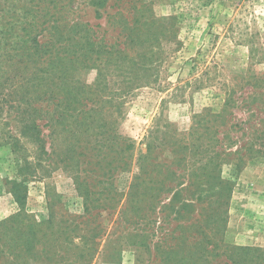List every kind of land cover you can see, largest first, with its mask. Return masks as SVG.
Listing matches in <instances>:
<instances>
[{
  "label": "rangeland",
  "instance_id": "obj_1",
  "mask_svg": "<svg viewBox=\"0 0 264 264\" xmlns=\"http://www.w3.org/2000/svg\"><path fill=\"white\" fill-rule=\"evenodd\" d=\"M132 17L135 24L127 25ZM33 21L46 27L38 39L48 49L70 38L78 51L90 49V34L124 48L117 32L132 27L125 59L90 66L89 58L88 67L68 63L56 75L64 76L61 86L67 82L77 90L84 84L89 92L78 101L71 94L72 105L88 108L89 96L110 101L103 107L109 125L120 143L132 144L126 151L130 172L117 179L122 190L146 159L153 168L146 180L155 187L169 171L165 183L172 189L158 196L150 225L136 223L130 208L123 209L124 196L113 206L86 207L69 171L71 160L62 153L64 142L45 136L55 117L23 111L28 102L43 110L46 105L39 98L45 81L32 74L43 58L23 49L25 27ZM33 123L47 151L55 150L49 156L38 152ZM206 126L223 131L216 135L223 144L215 148L224 154L210 165L231 182L228 198L193 193L207 177L209 150L198 146L212 143V132L203 133ZM263 126L264 0H0V221L24 212L42 222L26 264H188L180 250L187 247L194 251L187 257L201 264L205 257L195 251L194 230L212 237L205 252L221 238L252 248L245 255L252 264L264 262V252L255 250L264 249ZM178 145L186 146L182 153L174 151ZM21 180L23 204L12 192L13 182ZM183 203L190 206L182 210Z\"/></svg>",
  "mask_w": 264,
  "mask_h": 264
},
{
  "label": "trees",
  "instance_id": "obj_2",
  "mask_svg": "<svg viewBox=\"0 0 264 264\" xmlns=\"http://www.w3.org/2000/svg\"><path fill=\"white\" fill-rule=\"evenodd\" d=\"M45 14H49L45 12ZM115 16H119V12L112 13ZM50 15V14H49ZM36 16L35 14L33 15ZM133 21L129 24H135L136 18H131ZM123 28L117 32V36H121L123 39H119L120 43L124 44V48L113 49L116 41L107 43L104 41V37L94 38L90 34V49L85 51H78L75 48L77 41H72L70 38L64 39V44L59 47V49H48L47 43L38 39V35L41 34L46 27L42 23L28 22V26L25 27L26 35L28 37L24 39L23 48L24 50L30 49L32 52L30 54L38 55V58H43V61H46L45 64L40 62V67L35 71H32V74L37 76L41 73L40 79L45 81L44 86L39 95V98L46 101L45 109L43 110L41 106L36 107L31 102H28L26 109L23 111H29L28 115L38 111H44L45 113L52 114L55 124H48V131L45 133V136H50L53 138L50 140L54 142L56 140H61L62 144L64 142L62 152L64 158L71 160L72 165L70 164V170L74 183L76 184V189L78 193L83 197L84 205L87 206H99L107 207L113 206L114 203L119 202L121 197H125V205L123 209L126 211L128 207L133 212L136 223L146 226L150 225L153 222V214L156 213L157 206L160 202L158 196L161 192L170 191L172 188L165 183L166 180L170 179L169 171H166L163 176L162 184L159 187H155L151 184V179L147 176H151L152 172V161L146 159V165L142 166L138 174H134L131 177L130 182L127 184V189L122 190L120 188L117 179L123 174H128L130 172L131 162L129 160L130 154H126V151L132 147L131 143L124 144L121 138L118 139L117 133L114 129L111 128L107 117L110 116L108 110L104 111L103 107L105 104L110 102L109 100H102L103 98L94 99L90 97V105L88 108H82L77 105H72L71 100L69 99L72 95L76 93L77 101L80 97H85L90 95L83 86H79L77 90H74L76 86L71 87L69 83L63 82L61 86V80H58L64 77L62 74L56 75L57 72H60V68L64 67L69 63L70 67H88V59L95 62L100 60L102 64H109L112 61H119L122 58L125 59L127 52L125 47L128 43H131L133 37L130 33L131 31ZM56 33L58 36L65 34L63 29L56 27ZM91 31V28H90ZM91 33V32H90ZM86 36V35H84ZM93 37V38H92ZM86 38H88L86 36ZM59 40V39H58ZM87 40V39H86ZM27 45V46H26ZM27 51V50H26ZM62 51L64 53H62ZM126 52V53H125ZM95 55V56H94ZM128 56V55H127ZM33 62V61H32ZM36 61V64L39 63ZM36 67V66H35ZM40 71V72H39ZM62 73V72H61ZM80 89V90H79ZM93 95V94H92ZM63 100H65L63 102ZM50 108V109H49ZM109 109V108H108ZM90 112V120H88L87 114ZM67 116L72 117L73 119L67 120ZM100 119V122L98 120ZM34 122V121H33ZM27 127H30L27 125ZM215 126H206L203 128L204 135H211V142L207 143L204 146L202 143L199 144L200 148L204 150H209V153L206 155V162L204 164L203 170L206 174V179L204 183H197L193 188V193L197 197H201L203 194H208L209 196L216 195H225V198H228L231 192V182L225 181L216 175V164L210 165L214 160L216 161L220 158L224 151H219L215 147L222 146L223 138H218L216 135L222 134L221 130L218 131V128ZM34 130L36 135V141L38 142V149L40 154H49L55 152V150L47 151L46 143L39 137L40 130H38V125L32 124L30 127ZM264 126L262 127V129ZM29 129V128H28ZM252 137H250L251 139ZM254 138H257L255 136ZM119 140V141H118ZM181 141V140H180ZM119 142V144H118ZM251 145V144H250ZM244 147L249 146V141H247ZM178 149L174 151H180L181 153L185 150L186 146H176ZM51 148V144H50ZM215 148V150H214ZM58 154V153H56ZM185 156H181L178 160V163L181 159H184ZM222 158H220L221 160ZM40 161V160H39ZM34 163H40L38 160ZM173 173L171 172V175ZM166 179V180H165ZM177 187V188H176ZM175 189L187 190L188 188H181L180 185L176 186ZM25 183L23 180L20 182H13L12 192L15 200L19 204H23L25 198ZM189 190V189H188ZM23 193V194H22ZM178 193H176L177 195ZM218 200V199H217ZM164 207L167 205H163ZM190 206L183 203L180 208L185 210L184 207ZM42 222H35L31 215L24 212H17L12 216L3 219L0 221V264H26L29 257L33 255V252L36 248L37 243L40 240L39 231L43 230L41 228ZM197 226V222H192ZM200 226V225H199ZM195 234L192 236L195 238L197 248L196 252H201L205 260H202L201 264H213V259L215 257L222 259L216 264H252V257H245L248 251L252 248L246 246H235L225 243L223 239L219 238L213 248L207 250L205 249V243H208L212 240V237H209L206 233L201 230H194ZM200 247V250H197ZM217 249V251L215 250ZM183 253H186V256L183 257L184 261L187 259L190 260L188 264H193L195 260L190 259L187 254L191 253L189 247L185 249H180ZM257 251L264 249H255ZM194 252V251H192ZM207 253V254H205ZM259 258V256H258ZM246 259V260H245ZM186 264V262H184ZM253 264H257L256 262ZM264 264V262H260Z\"/></svg>",
  "mask_w": 264,
  "mask_h": 264
}]
</instances>
